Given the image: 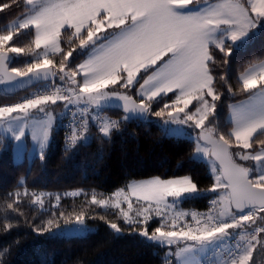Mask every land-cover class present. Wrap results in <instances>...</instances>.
Wrapping results in <instances>:
<instances>
[{
    "label": "snow or ice",
    "instance_id": "6c2138e0",
    "mask_svg": "<svg viewBox=\"0 0 264 264\" xmlns=\"http://www.w3.org/2000/svg\"><path fill=\"white\" fill-rule=\"evenodd\" d=\"M194 3L202 6L189 7ZM27 4L30 7L26 18L0 34V84L18 78H27L24 83L54 82L58 78L75 87H69L64 94L60 87L53 86L47 93L0 107V130L11 135L15 142L13 155L20 156V160L14 159V162H23L27 151L24 138L29 128L31 141L38 145L35 158L43 162L54 120L49 106L58 101L100 107L102 102L116 98L123 101L125 120H144L153 111L152 103L164 101L174 92L172 103L164 102L154 115L167 114L164 124H180L194 130L195 152L213 161L215 183L209 191L220 190L211 201L212 208L203 214L177 212L172 218H165L153 232L148 231L152 204L157 206L156 215L161 216L160 205L165 209L175 208L180 198H196L202 194L190 177L154 179L133 185L132 193L148 203L147 207L137 210L135 219L121 209L120 202L112 206L120 210L119 217L127 227L133 231L141 229L136 234L145 238L146 243L169 249L168 264L172 259L176 264H204L201 257L232 236H238L243 243H237L235 250L229 252V259L221 264H249L257 243H261L264 250V243L257 240V235L264 233V227H252L257 220L264 224V68L243 76L239 90L247 94V100L229 105L232 130L224 134L213 125L221 93L214 84L211 65L215 60L210 46L224 53V63H227L233 47L241 48L261 35L258 28L264 27V0H27ZM9 7L10 4H4L0 11ZM21 29L34 30V38L25 47L13 42ZM62 31L71 37L70 45L87 53L85 62L69 72H65L66 62L75 48L62 50ZM22 53L35 59L24 66L10 67L12 60ZM56 54H60L58 70L52 58ZM141 70L145 73L142 83L136 79ZM79 73L82 78L77 81ZM118 83L129 90L139 84L140 103L127 93L115 89L106 91L109 85ZM228 92L236 95L231 87ZM206 97H211V102ZM193 100L196 105L186 111ZM210 115L213 116V121H209L212 127L205 124ZM118 126L116 122H106L99 131L108 136L110 130ZM163 130L166 135L173 132L168 127ZM86 131L85 122L79 139H85ZM70 132L68 147L75 145L78 139L75 128L70 126ZM254 145L259 147L247 151ZM247 161H255L258 167L253 170L245 166ZM42 195L36 196L37 203H42ZM170 197L173 198L171 203ZM91 203L109 206V200H97L95 195ZM217 205L219 212L215 210ZM12 207V204L7 205L9 209ZM127 207L131 210L132 204L128 203ZM163 215L166 217V213ZM188 216L191 222L182 219ZM60 218H64L63 212ZM74 220V228L51 232L60 229L58 219L53 216L41 221L33 231L37 234L49 231V238L69 234L83 236L92 231L83 211L74 215ZM106 223L114 234L123 235L117 223ZM6 228L10 230L11 225ZM229 229L234 231L229 232Z\"/></svg>",
    "mask_w": 264,
    "mask_h": 264
},
{
    "label": "trees",
    "instance_id": "16d2710c",
    "mask_svg": "<svg viewBox=\"0 0 264 264\" xmlns=\"http://www.w3.org/2000/svg\"><path fill=\"white\" fill-rule=\"evenodd\" d=\"M4 4H10L11 7L0 11V34L28 10L25 0H0V6ZM259 32L261 35L250 44L241 48L233 47L227 63H224V53L219 52L215 46L210 47L215 60V64L211 65L212 75L221 97L216 102L215 120L212 115L208 119L224 134L232 130L228 118L229 105L247 97V94L239 90L240 75L249 66L264 59V27ZM33 38V29H21L14 36L13 42L16 46L25 47ZM70 39L68 33L63 31L62 50L66 52L70 47L75 48L74 57L67 59L65 72L76 69L87 54L81 53L74 44L70 45ZM52 58L58 70L60 54ZM34 59V56L22 53L12 60L10 67L24 66ZM144 76L145 73L140 83ZM81 77L78 74L75 79ZM55 81L65 85L58 78ZM138 86L136 84L130 89L131 97L137 98ZM229 87L236 95L229 94ZM15 97L5 94L0 85V103ZM137 99L140 101V98ZM172 101L173 95L169 94L164 101L152 103L153 111L143 121L125 120V114L120 111H106L92 105L102 116L114 119L119 126L110 130L108 136L93 127L92 140L73 149L64 146L63 134L54 128L53 141L45 152L43 162L36 158L31 164L27 160L14 162L11 140L0 132V264H168L166 248L153 242L146 243L145 238L136 234L141 229L133 231L127 227L119 217L120 210L112 205L120 202L121 209L135 219L137 210L148 204L129 200L121 191H125L134 180L151 177H191L202 194L196 198H182L183 210H203L209 198L217 195V191H209L215 181L208 163L193 157L195 139L166 135L163 122L168 119L167 114L163 117L154 115L156 110L163 107L164 102L171 104ZM50 107L56 111V118L63 109L61 103ZM209 121L207 125L212 127ZM258 147L254 145L253 149L247 151H254ZM117 192L120 195L117 196ZM16 193L20 195L17 197ZM40 194H43L42 203H37L36 196ZM93 195L97 200H109V206L92 204ZM128 203L132 204L133 209H128ZM8 204L13 207L7 208ZM155 208L152 206V219L148 225L150 231H154L165 219L164 216L156 215ZM81 211L85 214L86 224L95 228L86 235L49 238V231L43 234L33 231V227L53 216L58 219L60 229H52L51 232L74 226V215ZM61 212L64 213L63 219L60 218ZM89 216L93 218L89 219ZM106 221L117 223L123 235L114 234ZM9 224L11 229L7 230ZM258 241L264 243V234ZM254 250L253 260L249 264H264L261 243H257ZM171 264L174 262L171 261Z\"/></svg>",
    "mask_w": 264,
    "mask_h": 264
},
{
    "label": "built area",
    "instance_id": "2783aa9c",
    "mask_svg": "<svg viewBox=\"0 0 264 264\" xmlns=\"http://www.w3.org/2000/svg\"><path fill=\"white\" fill-rule=\"evenodd\" d=\"M55 86V87H60L61 92L64 94L68 93V88L66 85H62L60 83L56 82H48V83H43L39 84L27 91H24L20 94H18L13 100L7 101L0 103V107L3 106H11L16 103L23 102L26 98H29L31 96H34L36 94H43L47 93L50 91V89ZM60 103L64 104L63 109L58 113L57 120H56V129H58L62 134H63V142L64 146L68 149H73L79 145H84L88 144L92 140V133H91V128L97 127L98 131L99 128L103 125V117L99 110L94 107L90 106H83L80 107L78 104H69L67 101H59ZM83 109H87V111H82ZM86 122V127L87 131L83 133L85 139H79V134L83 130V126ZM105 123L107 121H104ZM110 122H114L113 120ZM70 126L72 128L76 129L78 139L75 145H72L71 147H68L69 141L67 140V137L71 135L70 132ZM101 132V131H99ZM208 193V191H207ZM217 195H212L209 200L207 207L203 210H199L196 208L188 209V210H183L181 207L182 204V198L177 201L175 208H168V209H159L162 213L161 216H164L163 214L166 213L165 218H172L177 212H196L198 214H203L206 213L212 208L211 201L216 198ZM172 202V200H171ZM215 210L217 212L220 211L219 205L216 206ZM186 219L187 221L191 222V216L182 218ZM244 223H249V222H244ZM264 227V224H262L259 220L256 221L255 225H252V227ZM250 230V229H249ZM229 232H233V229H229ZM264 233H259L257 235V240L262 236ZM237 243H243L239 241L238 236H232L230 239H227L225 241H222L218 246L211 248L204 256V261L206 264H210L214 262L216 259H220L221 261H226L229 259V252L234 251L236 248Z\"/></svg>",
    "mask_w": 264,
    "mask_h": 264
},
{
    "label": "rangeland",
    "instance_id": "374dc122",
    "mask_svg": "<svg viewBox=\"0 0 264 264\" xmlns=\"http://www.w3.org/2000/svg\"><path fill=\"white\" fill-rule=\"evenodd\" d=\"M28 15V14H27ZM27 15H25L24 16V18H26V16ZM16 23H20V19H16V20H14V21H12L10 24H9V26L8 27H11L13 24H16ZM70 41V40H69ZM74 54V53H73ZM74 56H72V57H69V58H73ZM87 59V58H86ZM85 62V61H84ZM83 62V63H84ZM81 64V63H80ZM81 76H82V73H79ZM144 74V72H143V70H141V72L137 75V77H136V79H137V81L141 78V76ZM82 78V77H81ZM81 79H77V81H80ZM120 83H123V80H121L120 81ZM120 83H118L117 85H109L108 86V89H106V91H110V90H112V89H115V90H117V91H119L120 93H127V94H129V95H131V90H129V89H123V88H121L120 87ZM1 85V84H0ZM66 85V84H65ZM67 87H75L74 85H70V84H68V85H66ZM137 94L139 95V91L137 90ZM57 103H59L60 104V102L58 101ZM195 104H196V101L195 100H193V104H191V105H189V108L188 109H186V111H188L189 109H192L193 108V106H195ZM62 106H64V104H62ZM78 106H80V107H83V106H90V107H93L92 105H85V104H83V103H80V104H78ZM51 112H52V114H53V117H54V119L55 120H53V125H52V130H51V133H50V138H49V143H48V146H47V148L45 149V152H46V150L49 148V146L51 145V143H52V141H53V136H54V123L56 122V111L55 110H50ZM103 117V124L105 123L104 121H107V122H110V121H114L115 122V120L114 119H112V118H110V117H106V116H102ZM167 120V119H166ZM165 121V120H164ZM208 121H209V119L208 120H206L205 121V124L207 125V123H208ZM164 127H168V128H171V129H173V132H172V134H170V135H168V136H176V137H187V138H190V139H195V132H194V130L192 129V128H190V127H187V126H185V125H180V124H164L163 123V128ZM30 132H31V129L29 128V129H26V137L24 138V143L27 145V151L23 154V161H25V160H27V161H29V159L31 158L32 159V161L35 159V156H36V151H37V148H38V145H36L34 142H32L31 141V139H30ZM3 134H5L4 132H2ZM5 136L6 137H8V138H10V140H11V144H12V148H13V146H14V141H13V139L11 138V135L10 134H5ZM194 159H197V160H203V161H205L206 163H208V166H209V169H210V172H211V174L214 176L215 174L213 173V171H212V163H213V161H212V159L211 158H208V157H205V156H203L202 154H197L196 152L194 153ZM14 159L15 160H20V156L19 155H16L15 157H14ZM184 177H190V176H178V177H171V178H161V177H151V178H146V179H139V180H134V181H132L133 182V185H135V184H139V183H144V182H146V181H149V180H154V179H162V180H168V179H176V178H184ZM191 178V177H190ZM132 185V186H133ZM220 190L219 189H217V193L219 192ZM118 193V192H117ZM142 199V198H141ZM181 199V198H180ZM179 199V200H180ZM168 200H169V203H171V200H173V198H168ZM153 206L154 207H156L155 209L157 210V206L155 205V204H153ZM132 209H133V206H132ZM159 209H165L164 207H163V205H160L159 206ZM170 209H172V208H170ZM88 226V228L89 229H92V231H94L95 230V228L94 227H91V226H89V225H87ZM75 226H70V227H68V228H65V229H63V230H67V229H72V228H74ZM165 230H167V229H165ZM61 231V230H60ZM148 231L151 233V232H153V231H150L149 229H148ZM89 233V232H88ZM78 234H69V235H67V236H77ZM86 235V234H85ZM161 247H163V246H161ZM164 248H166V247H164ZM211 249V248H210ZM209 249V250H210ZM208 250V251H209ZM169 251V249L168 248H166V253H165V255H166V257L168 258V259H170V257L167 255V252ZM255 251V250H254ZM254 251H253V254H254ZM207 253V252H206ZM205 253V254H206ZM205 254L201 257V259L204 261V256H205ZM172 261L174 262V264H176V261L174 260V259H172ZM221 260L220 259H216L214 262H212V263H210V264H221ZM204 264H206L205 263V261H204Z\"/></svg>",
    "mask_w": 264,
    "mask_h": 264
},
{
    "label": "water",
    "instance_id": "95a60500",
    "mask_svg": "<svg viewBox=\"0 0 264 264\" xmlns=\"http://www.w3.org/2000/svg\"><path fill=\"white\" fill-rule=\"evenodd\" d=\"M25 80H27V78H18L15 81H9V82L3 83L2 89H3L4 93L7 95H16L20 92L31 89V88L39 85V84L52 82L51 80H49V81L32 80L28 83H24ZM132 99L135 100L136 103H140V101L137 98L132 97ZM99 108L102 110H106V111L117 110V111H120L126 115V113L123 109V101H120L119 99H116V98H114L110 101L102 102V104ZM148 116H149V114L147 115V118H148ZM129 120H138V119H129ZM144 120H146V119H144ZM141 121H143V120H141ZM73 225L76 226L75 222Z\"/></svg>",
    "mask_w": 264,
    "mask_h": 264
},
{
    "label": "crops",
    "instance_id": "0c3cea01",
    "mask_svg": "<svg viewBox=\"0 0 264 264\" xmlns=\"http://www.w3.org/2000/svg\"><path fill=\"white\" fill-rule=\"evenodd\" d=\"M26 1V3H27V0H25ZM212 2H216V0H212ZM28 5V4H27ZM199 6H202V5H196L195 3L193 4V5H189V7H199ZM29 5H28V9H29ZM28 14V10H27V12L25 13V15H27ZM24 15V16H25ZM254 15V14H253ZM24 16H22L21 18H19L20 19V22H22V20L24 19ZM18 20V19H17ZM262 23H264V22H262ZM263 27H259L258 28V31H260L261 29H262ZM63 32V31H62ZM212 46H214V45H212ZM211 47V46H210ZM86 58H87V54H86V56L83 58V60H82V62L81 63H83L85 60H86ZM261 68H264V59L262 60V61H260V62H257V63H255V64H253V65H251V66H249L241 75H240V79L242 80V78H243V76H245V75H247L250 71H259ZM140 80V79H139ZM138 80V81H139ZM142 83V82H141ZM136 85V84H135ZM134 85V86H135ZM134 86H132L131 87V89L134 87ZM139 89V86H138V88H137V90ZM169 94H172L173 95V100L175 99V93L173 92V93H169ZM168 94V95H169ZM131 96V95H130ZM136 96H137V98H140V96L137 94V91H136ZM210 102H211V97H206ZM244 100H247V97L246 98H244V99H242V100H240V101H244ZM240 101H238V102H235V103H233V104H237V103H239ZM193 104V103H192ZM51 106V105H50ZM49 106V108H50V110H53L51 107ZM194 107V106H193ZM228 118H229V120L231 121V112H230V110H229V115H228ZM55 120V119H54ZM54 126H55V123H54ZM0 132H3V130H0ZM249 150H251V149H249ZM251 152V151H250ZM245 163V166H248V167H251V168H253V170H255L257 167H258V165H257V163L255 162V161H247V162H244ZM132 185H133V182H131L130 184H129V186L127 187V189L125 190V191H121L126 197H127V199H129V200H136V201H139V202H142V203H145V204H148L147 202H145L143 199H138L137 198V195H134L133 193H132ZM121 193V194H122ZM120 195V194H119ZM152 206H153V204H152Z\"/></svg>",
    "mask_w": 264,
    "mask_h": 264
}]
</instances>
